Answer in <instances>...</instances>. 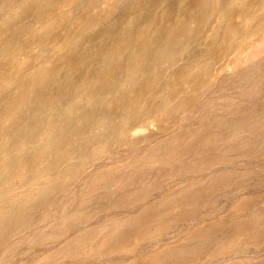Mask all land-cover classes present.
Listing matches in <instances>:
<instances>
[{"label":"rangeland","instance_id":"obj_1","mask_svg":"<svg viewBox=\"0 0 264 264\" xmlns=\"http://www.w3.org/2000/svg\"><path fill=\"white\" fill-rule=\"evenodd\" d=\"M123 1L0 0V264H264V0Z\"/></svg>","mask_w":264,"mask_h":264},{"label":"bare ground","instance_id":"obj_2","mask_svg":"<svg viewBox=\"0 0 264 264\" xmlns=\"http://www.w3.org/2000/svg\"><path fill=\"white\" fill-rule=\"evenodd\" d=\"M12 2L14 1V0H11ZM17 1H19V0H17ZM21 1V0H20ZM23 1V0H22ZM26 1V0H25ZM123 1V0H122ZM128 2L130 1V0H127ZM157 1V0H156ZM168 1V0H167ZM16 2V1H15ZM83 2V1H82ZM124 2V1H123ZM122 2V3H123ZM126 2V1H125ZM134 2V1H133ZM144 2H145V0H144ZM148 2V1H147ZM149 2H152V1H149ZM175 2V1H174ZM260 2V1H259ZM259 2L257 3V5L259 4ZM11 3V2H10ZM84 3V2H83ZM118 3H120V2H118ZM130 3V2H129ZM157 3V2H156ZM165 4L167 3L166 1L164 2ZM18 4V3H17ZM73 4V3H72ZM126 5H128L127 3H125ZM155 4V3H154ZM13 6L12 7H14V5L15 4H12ZM21 5H22V3H21ZM82 5V4H81ZM11 6V5H10ZM26 6V5H25ZM70 6H71V4H70ZM145 6V5H144ZM156 6V5H155ZM163 6V5H162ZM8 7V6H7ZM11 7V8H12ZM64 7V6H63ZM121 7V5L118 7V5H117V7H116V10H117V8H120ZM138 7H139V4H138ZM69 8H72V7H69ZM76 8H80V6L79 7H77L76 6ZM122 8H123V6H122ZM131 8V7H130ZM141 8V7H140ZM148 8V7H147ZM147 8H144V10H147ZM6 9V8H5ZM74 9H75V7L73 8V11H74ZM173 9V8H172ZM12 10V9H11ZM11 10L9 11V12H11ZM122 10V9H121ZM120 10V12L122 13V11ZM143 10V11H144ZM165 10H168V8L166 9V7H165ZM170 10V9H169ZM176 10V9H175ZM174 9H173V12L175 11ZM15 11V10H14ZM117 11H119V10H117ZM116 11V12H117ZM75 12V11H74ZM131 12V11H130ZM168 12V13H167ZM172 12V13H173ZM1 13H3V15H5V14H7L8 12H6V13H4V12H1ZM1 13H0V15H1ZM112 13H114V12H112ZM68 14H70V13H68ZM119 14V13H118ZM143 14V12L141 13V15ZM156 14H157V12H156ZM156 14H155V17L157 18V16H156ZM164 14V13H163ZM165 14H169V11H166V13ZM67 15V14H66ZM121 15V14H120ZM126 15H128V14H126ZM158 15V14H157ZM110 16V15H109ZM112 16H113V14H112ZM29 17V16H28ZM154 17V18H155ZM166 17H172L171 16V14H169L168 16H166ZM166 17H165V19H166ZM112 18V17H111ZM119 18V17H118ZM128 18V17H127ZM109 19V18H108ZM168 19V18H167ZM117 20V19H116ZM119 21V20H118ZM157 21V20H156ZM257 22V21H256ZM106 23V22H105ZM109 23V22H108ZM114 23V22H113ZM116 23H117V21H116ZM119 23V22H118ZM117 23V24H118ZM157 23V22H156ZM257 24V23H256ZM161 25H162V23H161ZM107 26V25H106ZM117 26V25H116ZM115 27V26H114ZM104 28H106V27H104ZM107 29V28H106ZM158 29H160V28H158ZM111 30H112V28H111ZM114 30V29H113ZM113 30H112V32H113ZM162 30H164V29H162ZM161 30V31H162ZM9 31V30H8ZM103 31V30H102ZM110 30H108V32H109ZM116 31V30H115ZM133 31V30H132ZM158 32V31H157ZM8 33V32H7ZM102 33V32H101ZM110 33V32H109ZM108 33V34H109ZM9 34V33H8ZM104 35H105V38L107 37L106 35H108V34H106V33H103ZM131 34V33H130ZM133 34V33H132ZM160 34V31L158 32V35ZM102 35V34H101ZM157 35V34H156ZM157 35V36H158ZM103 36V35H102ZM132 36V35H131ZM10 37V36H9ZM159 37V36H158ZM132 38V37H131ZM160 39V38H159ZM106 40V39H105ZM153 46V45H152ZM99 50V49H98ZM101 52L99 51V54H100ZM98 54V53H97ZM138 69V68H137ZM139 75V74H138ZM90 76V75H89ZM89 77H87V79H88ZM87 85V84H86ZM44 131H46V130H44ZM26 143V142H25ZM15 144V143H14ZM49 144V143H48ZM24 145V144H23ZM39 145V144H38ZM15 146V145H14ZM42 147H44V146H42ZM50 148H51V146H50ZM81 193V192H80ZM38 194V193H37ZM82 199V198H81ZM37 202V201H36ZM49 205V204H48ZM74 206V205H73ZM41 207V206H40ZM27 213V212H26Z\"/></svg>","mask_w":264,"mask_h":264}]
</instances>
